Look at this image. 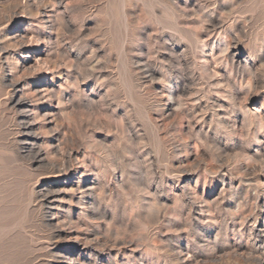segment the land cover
Listing matches in <instances>:
<instances>
[{
	"label": "rangeland",
	"instance_id": "rangeland-1",
	"mask_svg": "<svg viewBox=\"0 0 264 264\" xmlns=\"http://www.w3.org/2000/svg\"><path fill=\"white\" fill-rule=\"evenodd\" d=\"M41 1L0 0V264H264V0Z\"/></svg>",
	"mask_w": 264,
	"mask_h": 264
},
{
	"label": "bare ground",
	"instance_id": "bare-ground-1",
	"mask_svg": "<svg viewBox=\"0 0 264 264\" xmlns=\"http://www.w3.org/2000/svg\"><path fill=\"white\" fill-rule=\"evenodd\" d=\"M34 1V0H33ZM43 1V0H42ZM41 1V2H42ZM49 1V0H48ZM17 2V1H16ZM40 2V1H39ZM39 2H37V4L38 5H36V9H37V13H34L33 15H35V14H38L39 16H40V18L41 19H43L44 20V15L48 12L47 11V5L46 4H44V3H47V2H43V4L41 5V3H40V5H39ZM54 2H56V1H54ZM54 2H53V4H54ZM35 3H36V0H35ZM58 3V2H57ZM19 5L20 3H16V5ZM52 4V5H53ZM15 5V6H16ZM34 5V4H33ZM51 5V4H50ZM55 5V4H54ZM54 5L53 6H49L48 7V9L50 8V7H53L54 8ZM19 7L22 9V8H24V7H22L21 6V4L19 5ZM51 9V8H50ZM56 9V8H55ZM36 11V10H35ZM53 11V10H52ZM18 13V12H17ZM21 13V12H20ZM32 13V12H31ZM38 16V17H39ZM48 16H49V14H48ZM34 17V16H33ZM210 18H211V16H210ZM46 20V19H45ZM47 20H48V18H47ZM51 20V19H50ZM50 20H48L49 22H51ZM41 24V23H40ZM49 24V23H48ZM215 26H216V24H215ZM24 33V32H23ZM23 37V36H22ZM209 61V60H208ZM145 63V62H144ZM206 64V63H205ZM208 64V63H207ZM198 66V65H197ZM202 66V65H201ZM204 69V68H203ZM207 70L208 69H210V68H206ZM194 70V69H193ZM149 73V72H148ZM212 74V73H211ZM196 75V74H195ZM190 76H191V74H190ZM184 77V76H183ZM13 78V77H12ZM17 78V77H16ZM14 78L15 80L14 81H12L11 80V86H13V87H17L18 86V84H19V80H17V79H19V78ZM202 78V77H201ZM202 81V80H201ZM10 83V82H9ZM190 84V83H189ZM47 85V84H46ZM220 87V86H219ZM12 88V87H11ZM21 90V89H20ZM47 89H45V91H46ZM183 90V89H182ZM17 91V90H16ZM32 91V90H31ZM35 91V90H34ZM188 91V90H187ZM23 92H25V91H23ZM30 92V91H29ZM31 93V92H30ZM43 93V92H42ZM49 93V92H48ZM23 94H27V96L29 95L28 93H23ZM52 94V93H51ZM203 94V93H202ZM36 95V94H35ZM38 95V94H37ZM48 95V94H47ZM58 95V94H57ZM167 95V94H166ZM171 95V94H170ZM174 95V94H173ZM24 96V95H23ZM48 96H50V95H48ZM59 96V95H58ZM177 96V95H176ZM180 96V95H179ZM190 96H191V94H190ZM189 96V97H190ZM20 97V96H19ZM184 97V96H183ZM204 97V96H203ZM28 98V97H27ZM50 98V97H49ZM54 98V97H53ZM62 98V97H61ZM179 98V97H178ZM182 98V97H181ZM25 99V97L24 98H19L18 100H19V102L20 103H24V105H27V103H26V101L24 100ZM30 98H28V100H29ZM59 99V98H58ZM57 99V100H58ZM27 100V101H28ZM52 100V99H51ZM60 100V99H59ZM175 100V99H174ZM173 100V101H174ZM188 100V99H187ZM193 100V99H192ZM62 101V100H61ZM172 101V102H173ZM215 101V100H214ZM18 102V101H17ZM53 102V101H52ZM206 102V101H205ZM59 103V102H58ZM190 103V102H189ZM17 104V103H16ZM61 104V103H60ZM60 104H58V105H60ZM63 105H64V103H62ZM172 104V103H171ZM19 105V104H18ZM32 105V104H31ZM34 106V105H33ZM55 106V105H54ZM182 106V105H181ZM57 108V107H56ZM28 110V109H27ZM61 110V109H60ZM48 111V110H47ZM46 111V112H47ZM200 113H202V112H200ZM42 114V113H41ZM217 114V113H216ZM34 115V114H33ZM49 115H50V113H49ZM53 115V114H52ZM188 116V115H187ZM45 118V117H44ZM213 118V117H212ZM221 118V117H220ZM226 119V118H225ZM197 120V119H196ZM48 123V122H47ZM28 125H30V124H28ZM28 127V126H27ZM228 128H230V127H228ZM236 128V127H235ZM223 149V148H222ZM38 150H40V149H38ZM37 150V151H38ZM77 152V151H76ZM65 154V153H64ZM48 155V154H47ZM65 155H67V154H65ZM42 157H44V156H42ZM49 157V156H48ZM47 157V158H48ZM51 157V156H50ZM53 157V156H52ZM60 157H62V156H60ZM226 157V156H225ZM39 158V157H38ZM41 158V157H40ZM55 159V158H54ZM57 159V158H56ZM55 159V160H56ZM62 158H60V160H61ZM40 160V159H39ZM58 160V159H57ZM49 162V161H48ZM70 163V162H75L76 163V166H74V170H75V173H71V172H69L68 171V169H69V167H70V165H71V168L73 167L72 166V164H69V166L67 165H65L64 163ZM97 162V161H96ZM50 164H51V166L53 167V169L54 170H52V171H54L55 173H56V176L57 177H60V176H62L63 174H65L66 175V178H68V180L69 181H71L70 179L72 178V176L74 177V176H77L76 177V179H77V188H78V190H79V192L81 193V200H83V198H85V196L84 195H87L86 193H88V192H91L92 190H94L95 188H96V186H98L97 184H99V177H98V175H97V173H94V167H93V165H92V162H89L88 161V159L86 158V157H78V155H75V154H68L66 157H64L62 160H61V162H59L58 161V163L56 162V161H53V160H51L50 162H49ZM59 163H60V165H59ZM74 163V164H75ZM49 165V164H48ZM63 165H65L66 167H63ZM94 166H95V164H94ZM98 168V167H97ZM110 168H111V165H110ZM113 169H114V167H113ZM116 170V169H115ZM119 170V169H118ZM96 171V170H95ZM114 171V170H113ZM117 171V170H116ZM151 171V170H150ZM104 172V171H103ZM102 172V173H103ZM116 173V172H115ZM75 182V181H74ZM103 182H104V180H103ZM102 182V183H103ZM56 183V182H55ZM101 183V184H102ZM47 184V183H46ZM57 185V184H56ZM73 185V184H72ZM48 186V185H47ZM70 187V186H69ZM73 187V186H72ZM45 189V188H44ZM59 189V188H58ZM63 189V188H62ZM98 189V188H97ZM96 189V190H97ZM101 189V188H100ZM35 190V189H34ZM49 190V189H48ZM54 191V190H53ZM61 191V190H60ZM63 191V190H62ZM39 192V191H38ZM41 192H43V191H41ZM64 192V191H63ZM66 192H68V191H66ZM72 192V191H71ZM78 192V191H77ZM46 193V192H45ZM36 194V193H35ZM34 194V195H35ZM40 194V193H39ZM42 194V193H41ZM50 194H52V193H50ZM59 194V193H58ZM67 194V193H66ZM53 195V194H52ZM99 195V194H98ZM56 196V195H55ZM54 196V197H55ZM39 197V196H38ZM63 197V196H62ZM53 198V197H52ZM61 199V198H60ZM65 199V198H64ZM41 201H42V199H41ZM61 201V200H60ZM85 201V200H84ZM42 203V202H41ZM79 203V202H78ZM80 203H83V202H80ZM43 204V203H42ZM46 204V203H45ZM44 204V205H45ZM91 205V204H90ZM53 207V206H52ZM78 207H79V204H78ZM54 208V207H53ZM63 209V208H62ZM83 209V208H82ZM87 209V208H86ZM85 209V210H86ZM92 210V209H91ZM94 210V209H93ZM92 210V211H93ZM87 211V210H86ZM71 212V211H70ZM80 212V211H79ZM48 213V212H47ZM87 213V212H86ZM53 214H55L54 212H53ZM90 214V213H89ZM47 215V214H46ZM66 215V214H65ZM71 215H72V213H71ZM84 215V214H83ZM67 216V215H66ZM54 217V216H53ZM56 217V216H55ZM59 218H60V216H58ZM68 217V216H67ZM65 219V218H64ZM63 218H62V220H64ZM86 219H88V218H86ZM47 220V219H46ZM58 220V219H57ZM61 220V221H62ZM69 221V220H68ZM52 222V221H51ZM66 222V221H65ZM69 223V222H68ZM58 224V223H57ZM60 225V224H59ZM69 226V225H68ZM264 227V226H263ZM258 228V227H257ZM55 229H56V227H55ZM65 229V228H64ZM64 229H62V228H59L57 231V236L58 237H63L64 236V233H66V231L64 230ZM68 230V229H67ZM91 230V229H90ZM259 230V229H258ZM90 232V231H89ZM92 232V231H91ZM263 232V231H262ZM259 233V232H258ZM54 234V233H53ZM69 235H72L73 233H68ZM67 234V236H69ZM261 234V233H260ZM76 235V234H75ZM81 235V234H80ZM99 236V235H98ZM261 236V235H260ZM70 237V236H69ZM90 237V236H89ZM65 238H67V237H65ZM76 239L78 238V235L75 237ZM74 238V239H75ZM91 238V237H90ZM93 238V237H92ZM86 240H84L83 239V242H82V244H81V246L79 245L78 247H77V249H76V247H75V249H72V250H69V251H67V256H62L63 257V259L64 260H66V261H68L67 263H69V264H83V261H82V258H81V256L82 255H84L86 252H88L89 251V248H91L92 246H94L93 244H94V241H96L95 239H97V238H95L94 237V240H91V239H87V238H85ZM61 240V239H60ZM63 240V239H62ZM79 241V240H78ZM100 241V240H99ZM80 242V241H79ZM98 242V241H97ZM264 242V241H263ZM97 244V243H96ZM95 244V245H96ZM105 244V243H104ZM114 244V243H113ZM77 245V244H76ZM115 245V244H114ZM131 245V244H130ZM72 246V245H71ZM97 246L99 247V245L97 244ZM96 246V247H97ZM104 246V245H103ZM107 246V245H106ZM106 246H104V247H106ZM113 246V245H112ZM95 247V246H94ZM95 247V248H96ZM99 248H102V247H99ZM128 248L130 249L131 247H129L128 246ZM104 249V248H103ZM106 249V248H105ZM107 249H109V248H107ZM116 249V248H115ZM102 250V249H101ZM131 250H132V248H131ZM108 251V250H107ZM120 252V251H119ZM102 253H103V251H102ZM109 253V252H108ZM117 254V253H116ZM133 254V253H132ZM131 254V255H132ZM85 257V256H84ZM63 260V261H64Z\"/></svg>",
	"mask_w": 264,
	"mask_h": 264
}]
</instances>
